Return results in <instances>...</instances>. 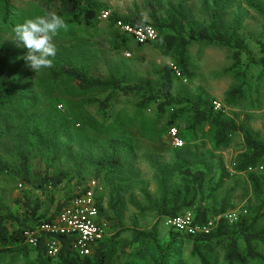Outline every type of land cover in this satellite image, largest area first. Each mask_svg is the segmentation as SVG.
<instances>
[{
	"label": "rangeland",
	"instance_id": "374dc122",
	"mask_svg": "<svg viewBox=\"0 0 264 264\" xmlns=\"http://www.w3.org/2000/svg\"><path fill=\"white\" fill-rule=\"evenodd\" d=\"M254 1L264 8V0ZM96 2L101 6L97 25L86 27L65 22L55 40L57 53L53 62L69 61L86 69L89 75L102 78L112 73L118 76L124 73L130 85L158 91L157 72L167 64L173 66V61L157 43L158 37L142 42L135 33L122 27L129 24L124 20L140 18L146 23L144 27L151 26L156 30L152 20L154 12L160 20L175 18L182 21L187 29L209 28L216 10L219 12L217 28L231 31L237 27V36L244 39L251 55L263 56L257 43L264 41V15L246 0ZM58 11V4H49L47 0H9V17L5 22L3 1L0 0V44L18 54L11 63V74L6 81L14 89L17 101L1 108L4 133L0 138V155L10 165V170L0 174V208L3 214L19 218H10L9 228L18 227L24 220L31 224L27 229L36 228L39 223L32 224L31 221L33 206H39L37 216L49 218L57 212L61 202L95 178L103 188L100 204L110 217H114L113 210L109 209L111 199L119 196L124 201L118 210L123 231L114 239L116 253L112 264L152 263L156 256L154 242L150 237L135 241L134 230L155 235L163 247L177 236L179 242L171 246L166 264H203L194 254L187 232L167 225L165 218L158 215L156 204L162 191L159 171L165 172L170 191L179 190L182 196L194 197V206L187 211L193 212L196 206L211 210L225 206L226 211L221 216L230 222H235L243 213L253 216L261 201L247 174L234 169L236 157L244 150L241 135L235 134L227 147L215 148L209 124L192 127L190 106L200 91H204L212 98L216 110H224L264 140V66L253 64L250 54L244 52L243 64L238 70L244 71L245 77L239 76L237 69L232 67V48L195 41L188 49L193 80L174 76L173 94L182 99L180 104L173 105L160 116L155 104L139 109L136 105L138 95L119 92L107 109V116L103 117L97 105L86 101L89 93L78 81L61 79L54 82L49 69L35 73L23 59L27 49L18 47L10 38L13 25L22 19L58 14ZM104 12L109 14L104 17ZM113 17L119 18L121 25L118 21L112 25ZM240 86L243 95L233 104H226L228 91ZM178 108H185L184 113L170 123L171 113ZM172 128L180 132L183 147L172 145ZM109 144L119 150L124 165L118 172H98ZM24 155L28 157L31 185L21 183L24 181L20 163ZM179 167L204 170L203 187H197L191 177L180 174ZM255 172L263 179L264 198V158ZM59 173H66L67 178L55 188L47 189L42 184L45 175ZM27 199L31 202L30 207L26 205ZM218 216L211 219H218ZM257 228L264 229V217L258 221ZM115 233L116 229L109 228L107 239ZM29 247L27 254L0 252V264H37L36 246ZM257 247L264 253V244L258 243ZM59 251L51 256L53 260L57 259ZM205 254L207 264H227L219 244Z\"/></svg>",
	"mask_w": 264,
	"mask_h": 264
},
{
	"label": "trees",
	"instance_id": "16d2710c",
	"mask_svg": "<svg viewBox=\"0 0 264 264\" xmlns=\"http://www.w3.org/2000/svg\"><path fill=\"white\" fill-rule=\"evenodd\" d=\"M5 12L4 21L6 22L9 14V0H2ZM49 4H58V14L64 17L65 22L84 25L86 27H95L100 18L101 6L96 0H47ZM246 2L264 15V8L260 7L254 0H246ZM153 25L158 32L157 43L164 48L165 53L172 59L173 66L169 64L163 66L158 72L160 89L158 91L143 90L127 83L126 74L120 76L112 73L106 78L89 75L87 70L69 61H54L53 66L49 69L52 81L57 82L61 79L70 81H78L82 89L89 93L86 101L89 104L97 105L102 111V116L106 117V111L112 106L116 95L119 92L123 94H136L139 99L136 103L139 109H146L150 105L155 104L157 112L160 116L167 112V109L175 104H180L182 99H178L173 94L174 76L176 74L185 80L191 81L194 74L190 69L188 61V49L195 41H205L212 45L226 46L233 49L232 58L234 60L233 68L237 69L239 76L245 77V72L238 70L243 64L242 53L250 54V61L255 65L264 66V41L258 40V46L263 56L257 58L251 55L247 49L244 39L237 36V27L231 31L220 30L217 28L219 20V12L216 10L213 16L212 24L209 28L202 27L199 29H187L185 24L178 19L173 18L170 21L160 20L156 13H152ZM119 18H112V25H116ZM135 28H141L146 23L140 18H129L124 20ZM18 56L17 52L12 50L5 44H0V138L4 133L3 114L1 108L7 107L11 102L17 101V96L13 92L14 89L9 87L10 83L6 82L11 74V63ZM101 95H105L101 98ZM243 95V87L232 88L226 96V104H233ZM185 108H178L171 113L170 123L179 115L184 113ZM192 112V127H198L209 124L212 129V141L215 148L227 147L235 134H240L244 143V150L238 154L235 160V170L238 173L247 174L254 193L258 196L261 204L254 209V215L241 214L235 222H230L225 218L219 219L216 226L210 231H200L196 234H187V238L192 242L194 254L198 255L203 264H207L206 252L212 251L214 245H221L224 250V258L227 264H248L251 261L264 262V253L261 252L257 244H264V229L258 230V221L264 217V198L262 197L263 179L255 171H249L250 168H256L261 164L264 158V140L259 135L244 124L239 123L234 118L228 116L224 110H216L213 105L212 98L204 91H200L199 95L192 100L190 106ZM120 152L115 145H108V152L100 161L97 171L104 170L106 172H118L124 165L119 155ZM178 158H181L178 155ZM10 165L0 155V174L8 172ZM179 173L191 177L197 187L202 188L205 181V171H193L191 167L184 169L178 168ZM20 175L24 182L32 184L30 174V166L26 155L21 157ZM161 184V198L156 204L157 212L160 217L173 218L181 215L194 206V197L188 198L187 194L182 196L179 190L170 191L168 189V178L162 170L159 171ZM67 178L66 173H59L54 176L45 175L42 184L47 189L55 188ZM81 183V182H79ZM189 190V188H188ZM146 193V192H145ZM76 194V193H75ZM74 194V195H75ZM74 195L69 196L67 201ZM150 200V196L146 195ZM102 199V196H101ZM115 199V200H114ZM66 201L59 204L57 212L62 208ZM123 199L117 196L111 199L109 209L114 212V217L106 215L110 229H116V233L112 238L102 241L94 252L85 257L77 255L72 249L70 239L60 234L46 233L41 237L35 251L37 253V264H112L116 253L114 239L119 237L123 231L121 226V216L118 214L120 206H123ZM26 205L31 206V202L27 199ZM138 207L140 205L137 204ZM141 208V207H140ZM144 210V208H141ZM39 206L36 204L32 208L31 221L37 224L42 221H51L55 216L46 218L37 216ZM191 210V209H190ZM226 207L219 210H211L206 206H196L193 209L195 214L194 225L206 226L209 219L217 215L225 213ZM19 220L13 215H5L0 208V252L2 253H22L27 254L29 245L25 242L24 230L31 224L26 220L19 222V226L12 230L8 226L9 219ZM30 218V217H29ZM142 237H150L156 248V256L152 259L151 264H166L170 254V248L179 242L177 236L167 247H163L155 235H149L140 230H134V240L140 241ZM45 238H54L60 243V251L56 260L47 255Z\"/></svg>",
	"mask_w": 264,
	"mask_h": 264
},
{
	"label": "built area",
	"instance_id": "2783aa9c",
	"mask_svg": "<svg viewBox=\"0 0 264 264\" xmlns=\"http://www.w3.org/2000/svg\"><path fill=\"white\" fill-rule=\"evenodd\" d=\"M108 14V12H104L103 16L106 17ZM118 23L121 25V21ZM122 27L135 33L142 42L158 37L157 31L151 26L135 28L130 24H125ZM170 138L175 148L184 146V140L177 128L170 130ZM256 168H250L249 171H255ZM20 186L23 185L20 184ZM49 188L52 189L50 186ZM102 194L103 188L98 180L93 178L86 182L85 186L78 190L73 197L67 201L64 200L65 204L51 221H42L36 228H26L24 230L25 242L28 245L37 246L41 237L46 233L60 234L70 239L71 249L77 255L81 257L91 255L109 234V222L100 209ZM194 218L193 212L185 211L179 216L165 218V223L174 226L177 230L185 231L187 234H196L200 231H210L224 216L220 215L218 219H209L207 225L203 227L194 225ZM45 245L50 256L57 255L60 246L57 240L45 238Z\"/></svg>",
	"mask_w": 264,
	"mask_h": 264
},
{
	"label": "clouds",
	"instance_id": "9594fccd",
	"mask_svg": "<svg viewBox=\"0 0 264 264\" xmlns=\"http://www.w3.org/2000/svg\"><path fill=\"white\" fill-rule=\"evenodd\" d=\"M65 27L59 14L27 17L13 25L10 38L27 49L23 59L35 73L53 66L57 48L55 40Z\"/></svg>",
	"mask_w": 264,
	"mask_h": 264
},
{
	"label": "crops",
	"instance_id": "0c3cea01",
	"mask_svg": "<svg viewBox=\"0 0 264 264\" xmlns=\"http://www.w3.org/2000/svg\"><path fill=\"white\" fill-rule=\"evenodd\" d=\"M103 195V194H102Z\"/></svg>",
	"mask_w": 264,
	"mask_h": 264
}]
</instances>
